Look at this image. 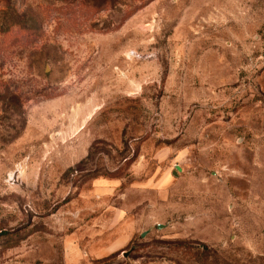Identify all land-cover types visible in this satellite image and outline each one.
I'll use <instances>...</instances> for the list:
<instances>
[{"label": "rangeland", "instance_id": "374dc122", "mask_svg": "<svg viewBox=\"0 0 264 264\" xmlns=\"http://www.w3.org/2000/svg\"><path fill=\"white\" fill-rule=\"evenodd\" d=\"M0 264H264V0H0Z\"/></svg>", "mask_w": 264, "mask_h": 264}, {"label": "water", "instance_id": "95a60500", "mask_svg": "<svg viewBox=\"0 0 264 264\" xmlns=\"http://www.w3.org/2000/svg\"><path fill=\"white\" fill-rule=\"evenodd\" d=\"M158 227H160V226H158ZM127 254H125V256H126Z\"/></svg>", "mask_w": 264, "mask_h": 264}]
</instances>
